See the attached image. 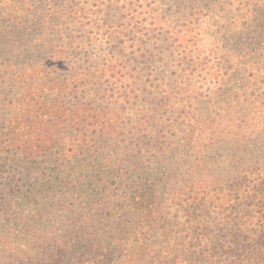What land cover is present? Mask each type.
I'll return each instance as SVG.
<instances>
[{
    "label": "trees",
    "instance_id": "trees-1",
    "mask_svg": "<svg viewBox=\"0 0 264 264\" xmlns=\"http://www.w3.org/2000/svg\"><path fill=\"white\" fill-rule=\"evenodd\" d=\"M249 11L160 76L108 36L88 66L50 63L40 99L71 126L51 140L41 121L35 143L6 126L0 148L42 174L25 198L57 217L60 264H264V4Z\"/></svg>",
    "mask_w": 264,
    "mask_h": 264
},
{
    "label": "rangeland",
    "instance_id": "rangeland-1",
    "mask_svg": "<svg viewBox=\"0 0 264 264\" xmlns=\"http://www.w3.org/2000/svg\"><path fill=\"white\" fill-rule=\"evenodd\" d=\"M262 4V0H0V139L8 135L6 126L20 140L33 138L34 143L44 136L37 129L41 121L51 140L60 136L62 126H71L66 121L71 110L60 109L54 101L43 108L40 95L50 94L48 100H54L57 93L51 90L55 85L42 84V79L62 74L57 65L61 61L71 66L79 59L88 66L106 36L112 38L108 50L137 58L134 66H140L137 61L143 56L160 59L147 66L160 76L172 70L167 63L171 56L176 61L181 50L198 46L201 51L203 42L215 41L244 22L238 15L248 17L250 8ZM181 27L184 30L177 33ZM173 39L177 50L171 46ZM227 39L234 40L231 45L237 41L235 35ZM53 62L57 64L50 66ZM30 80L39 90L26 89L33 84ZM43 87L47 91L41 92ZM27 168L15 148H0V264H60L54 257L60 250V225L50 212L37 210L35 197L25 198L37 190L31 185L39 171L27 174Z\"/></svg>",
    "mask_w": 264,
    "mask_h": 264
}]
</instances>
